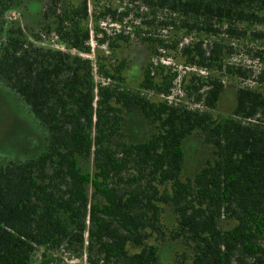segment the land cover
Wrapping results in <instances>:
<instances>
[{
	"label": "trees",
	"instance_id": "16d2710c",
	"mask_svg": "<svg viewBox=\"0 0 264 264\" xmlns=\"http://www.w3.org/2000/svg\"><path fill=\"white\" fill-rule=\"evenodd\" d=\"M112 1L0 0V83L48 139L0 159V264H264V0Z\"/></svg>",
	"mask_w": 264,
	"mask_h": 264
},
{
	"label": "rangeland",
	"instance_id": "374dc122",
	"mask_svg": "<svg viewBox=\"0 0 264 264\" xmlns=\"http://www.w3.org/2000/svg\"><path fill=\"white\" fill-rule=\"evenodd\" d=\"M88 3L90 10L93 12L94 10H97L96 8L100 9L103 4H111L113 6L118 5L117 1L112 0H100L96 3V5L93 0H88ZM8 16L12 18L18 17L21 23L29 26L30 30L38 29L36 19L33 16L20 15L19 17V14L16 11H12L11 13L9 12ZM131 20L132 17H128V24H130ZM111 21L112 20L108 16L102 18V26H105L108 30H113V26L116 28L119 27L117 23L115 24ZM159 30L160 29H157L155 32L162 33V31ZM53 36V34L52 36L44 34V38L40 40L39 43L43 45H50L52 44L51 38ZM91 41L95 47V39L91 38ZM141 46H144L141 43V40L136 36H133L129 45L124 49L125 55L129 56L133 61L142 59L143 56L149 57V52H146ZM154 58H156V56H154ZM167 58V61L170 64L174 65V67L181 73L183 72L184 65L182 62L177 61V56L172 54V57L168 56ZM255 67H257V63H255ZM139 68L140 67L136 63L132 66L133 73L135 75H138V72L140 71ZM177 92H179L178 80L176 81L173 95L175 96ZM233 101L234 99L231 100V103H234ZM222 109L225 111L226 108L222 107ZM138 124L139 123H137L133 118L128 119L129 128L132 125L137 126ZM142 126L143 125L140 124L138 127L142 130ZM135 131L136 133L138 132L137 129ZM197 141L200 142V144H198ZM47 144L48 139L46 132L39 124L33 113L27 108L26 104L17 96V94L0 83V159L3 161L12 160L19 162L35 158L47 148ZM185 148L186 162L184 174L185 176H188L192 175L195 168H197L207 157L208 152L206 153L207 149L203 138L198 136L191 137L185 144ZM73 262L75 263L77 260H74ZM73 262L68 261L67 264H74ZM82 264L85 263L83 262Z\"/></svg>",
	"mask_w": 264,
	"mask_h": 264
},
{
	"label": "built area",
	"instance_id": "2783aa9c",
	"mask_svg": "<svg viewBox=\"0 0 264 264\" xmlns=\"http://www.w3.org/2000/svg\"><path fill=\"white\" fill-rule=\"evenodd\" d=\"M51 42H52V46L58 48V49H62V50H66V47L63 43H60L58 40H57V35L54 34V36L51 38ZM92 45L94 46L93 42H92ZM92 56V55H90ZM170 98L172 96H169Z\"/></svg>",
	"mask_w": 264,
	"mask_h": 264
}]
</instances>
